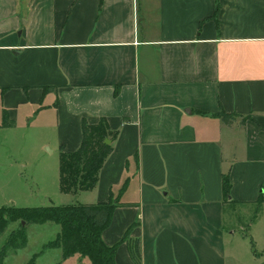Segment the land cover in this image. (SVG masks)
<instances>
[{"label": "crops", "instance_id": "crops-1", "mask_svg": "<svg viewBox=\"0 0 264 264\" xmlns=\"http://www.w3.org/2000/svg\"><path fill=\"white\" fill-rule=\"evenodd\" d=\"M3 110L46 156L106 120L112 152L74 194L118 202L105 245L129 231L139 264H264V0H0ZM115 262L135 264L125 243Z\"/></svg>", "mask_w": 264, "mask_h": 264}, {"label": "trees", "instance_id": "trees-1", "mask_svg": "<svg viewBox=\"0 0 264 264\" xmlns=\"http://www.w3.org/2000/svg\"><path fill=\"white\" fill-rule=\"evenodd\" d=\"M218 10V5L217 9ZM0 126L10 128L13 121L3 110ZM222 122L231 124V116L223 111L219 112ZM81 144L75 151L65 152L59 150V179L58 187L63 194H76L93 189L98 181L101 166L112 152L113 135L104 118L96 124L81 121ZM223 195L226 197L229 190V182L223 178ZM118 203V202H117ZM117 203L109 202L97 205H66L47 206L43 208H18L0 207V212L8 213V220L0 226V232L6 228V224L15 221L20 222L16 233L21 234L19 243H10L13 235L9 236L0 253L2 264L5 252L9 249L17 250L26 244V235L22 223L43 225L53 223L59 226V234L45 245L49 248L61 249L62 259L73 257L75 254L90 261V264H116L115 254L120 243H125L129 257L135 264L140 263L139 240L130 239L129 231L115 245L108 246L102 242L101 235L112 219V213L117 208ZM16 213L12 216L10 213ZM15 233V232H14ZM32 260V261H31ZM29 264H35L33 257Z\"/></svg>", "mask_w": 264, "mask_h": 264}, {"label": "rangeland", "instance_id": "rangeland-1", "mask_svg": "<svg viewBox=\"0 0 264 264\" xmlns=\"http://www.w3.org/2000/svg\"><path fill=\"white\" fill-rule=\"evenodd\" d=\"M38 144L39 132L24 129L21 124L16 126V130L0 129V207L43 208L87 202L84 199L87 194L65 195L60 192L59 150L56 148L51 155L46 156L45 150L41 151ZM50 151L46 150L47 153ZM42 156L47 158L43 160ZM10 214L16 215L14 212ZM8 219L7 212H0V226ZM242 220L241 224L244 225L247 220ZM20 225L19 221H8L6 228L0 232V253L10 235H13L11 244L19 243L21 234L16 231ZM24 232L25 246L18 250H7L2 264H29L32 257L35 264H90L86 259L79 263L76 254L62 259L60 248L45 246L60 232L59 226L53 223L29 224L25 226Z\"/></svg>", "mask_w": 264, "mask_h": 264}, {"label": "water", "instance_id": "water-1", "mask_svg": "<svg viewBox=\"0 0 264 264\" xmlns=\"http://www.w3.org/2000/svg\"><path fill=\"white\" fill-rule=\"evenodd\" d=\"M23 224V223H22Z\"/></svg>", "mask_w": 264, "mask_h": 264}]
</instances>
